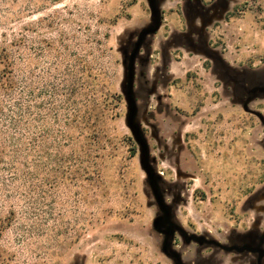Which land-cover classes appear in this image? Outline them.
<instances>
[{
    "label": "rangeland",
    "instance_id": "obj_1",
    "mask_svg": "<svg viewBox=\"0 0 264 264\" xmlns=\"http://www.w3.org/2000/svg\"><path fill=\"white\" fill-rule=\"evenodd\" d=\"M0 264H264V0H0Z\"/></svg>",
    "mask_w": 264,
    "mask_h": 264
},
{
    "label": "water",
    "instance_id": "obj_2",
    "mask_svg": "<svg viewBox=\"0 0 264 264\" xmlns=\"http://www.w3.org/2000/svg\"><path fill=\"white\" fill-rule=\"evenodd\" d=\"M159 219H157L156 221H155V225L157 226L158 224H159Z\"/></svg>",
    "mask_w": 264,
    "mask_h": 264
},
{
    "label": "flooded vegetation",
    "instance_id": "obj_3",
    "mask_svg": "<svg viewBox=\"0 0 264 264\" xmlns=\"http://www.w3.org/2000/svg\"><path fill=\"white\" fill-rule=\"evenodd\" d=\"M228 12V11H227ZM227 12L225 13V15L224 16H226L227 15Z\"/></svg>",
    "mask_w": 264,
    "mask_h": 264
}]
</instances>
